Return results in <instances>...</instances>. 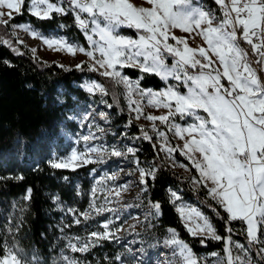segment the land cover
<instances>
[{"label": "snow or ice", "instance_id": "1", "mask_svg": "<svg viewBox=\"0 0 264 264\" xmlns=\"http://www.w3.org/2000/svg\"><path fill=\"white\" fill-rule=\"evenodd\" d=\"M214 3L216 9L205 8L197 0H143L141 5L132 0H68L66 8L63 0L59 3L0 0V26L11 27L13 35L17 28L22 29L33 38L41 39L49 49L88 57V61L76 64V69L83 71L86 67L88 71L110 79L115 86H123L129 108L135 113L134 117L130 116L127 126H131L133 118L151 122L152 131L162 141L159 151L169 158L179 152L190 161L199 174L192 183L205 188L208 196L226 214L225 219L219 211L212 209L224 220L226 235L218 234L215 225L198 209L183 204L177 206L189 235L199 236L201 244L209 239L220 241L223 248L220 252L210 253L211 259L199 257L175 229L169 228L164 246L171 249L175 264H256L250 248L232 239L231 223L237 220L245 225L243 233L247 244L260 245L256 248V256L264 264V239L261 238L264 234V79H261L264 73V0H214ZM69 10L74 13V21L89 48L69 43L66 39L47 37L30 24L11 23L15 15L22 16L25 11L37 19L50 20L53 13L67 15ZM120 27L134 29L136 37L121 35L117 31ZM176 29L188 35L177 37L174 34ZM197 36L203 44L190 47L189 39L195 40ZM0 44L17 55L24 54L9 40H0ZM30 51L33 59H37V49ZM5 63L11 66L8 61ZM127 67L156 75L163 81L171 78L179 83L163 90L144 89L140 87L143 76L132 80L123 74L122 69ZM181 86L185 92L180 91ZM84 87L90 94L97 91L101 95L109 94L104 85L95 81ZM146 107L164 109L166 113H147ZM100 115L107 119L105 113ZM177 115L180 119L191 117L193 122L186 126L175 123ZM156 122L166 125L169 132L183 141V146H172L167 132L160 131ZM139 131L142 137L138 139L153 140L143 125ZM95 138L89 135L82 139L89 143ZM153 148L157 145L153 144ZM92 153L97 154L95 159ZM127 153L134 157L139 183L142 191L147 192L149 179H156L158 167H140L136 150L132 147L127 148ZM110 155L126 158L125 153L115 147ZM102 159L98 148L93 146L85 152L73 150L66 157L52 162L51 167L76 171ZM119 189L109 190L105 201L110 203L108 196L120 197L121 192L127 190V184L120 185ZM169 191L173 198L171 203L175 204L180 197ZM31 192L30 188L26 189V200L31 199ZM92 196L96 198L95 189ZM55 199L58 201L59 197ZM90 209L91 212L79 213L73 223L79 225L80 217L90 219L92 212L113 211L95 205H90ZM160 215V202L149 201L145 219ZM111 223H103V232L89 233L90 239L81 242L79 247L70 241L69 248L83 253L95 247L98 241L118 239L116 233L123 229L118 226L112 231ZM7 231L11 233L12 229ZM62 261L63 264H81L68 256H63ZM0 264H38V259L35 255H22L18 245L3 239L0 240Z\"/></svg>", "mask_w": 264, "mask_h": 264}, {"label": "trees", "instance_id": "2", "mask_svg": "<svg viewBox=\"0 0 264 264\" xmlns=\"http://www.w3.org/2000/svg\"><path fill=\"white\" fill-rule=\"evenodd\" d=\"M203 1L211 9L217 8L214 0ZM25 22L45 35L63 26L64 34L69 39L87 46V40L74 21L72 12L67 15L53 13L52 19L40 20L25 11L22 16L15 15L11 21L13 24ZM124 32L133 37L137 35L133 29H124ZM0 40L11 41L14 47L24 53L17 55L9 47L0 44V240L7 239L9 244L15 243L22 250L36 255L39 264H52L57 259L63 243L58 237L62 213L57 208L55 198L59 197V201L84 211L94 166H83L76 171L56 169L48 161L49 154L52 149L63 147L62 129L76 127L68 119L76 106L94 103L112 105L109 115L116 134L121 136L127 132L135 137L139 145L136 156L140 163L155 165L159 169L156 179H149L144 195L147 200L159 201L161 204L162 215L152 222L155 236L162 238L172 228L197 254L221 251L222 242L209 239L201 244L200 237L189 235L171 203L169 189L182 191L185 199L196 201L222 236L226 232L225 222L220 216L226 219V214L207 196L205 188L202 191L195 190L189 179L169 168L157 155L152 142L138 139L142 133L135 123L127 128L129 115L120 86H115L98 72L88 71L86 67L83 71L76 68L67 70L38 57L34 60L31 51L17 43L11 27L0 26ZM123 72L131 79L143 76L140 84L144 88L158 90L166 85L158 76L141 73L136 68L127 67ZM261 75L264 78V73ZM85 79L104 85L109 94L91 95L80 86ZM176 157L198 178L197 171L188 159L179 152H176ZM29 188L32 190L31 199L26 200V189ZM213 208L219 211L220 216L216 215ZM87 225V221L79 225L71 224L70 230L74 235L83 237ZM240 225L239 221L231 223L234 230L232 238H240L259 261L256 256L258 245L247 244L245 235L238 234ZM9 228L12 229L11 233L7 231ZM111 250L112 245L104 243L87 253L76 255L81 263L98 261L103 264Z\"/></svg>", "mask_w": 264, "mask_h": 264}, {"label": "rangeland", "instance_id": "3", "mask_svg": "<svg viewBox=\"0 0 264 264\" xmlns=\"http://www.w3.org/2000/svg\"><path fill=\"white\" fill-rule=\"evenodd\" d=\"M50 2L59 3L60 0H50ZM132 2L136 5H141L143 3V0H132ZM197 2L205 8H210L203 0H197ZM63 6L66 8L68 7V0H63ZM69 12L72 11L69 10ZM5 19H8V17H5ZM25 24H28V22H25ZM63 28L64 27L62 26L60 30L51 32L48 35L45 34L44 35L50 38L66 39L69 43L81 45L78 42L69 39L64 34ZM124 29H132V28L120 27L119 29H117V31L121 35L133 37L125 33ZM12 33H13V29H12ZM174 34L177 37L188 35L187 33L181 32L179 29L174 30ZM14 37L17 43L18 41H23V43H18V44L24 47L25 49H28L30 51V49L36 48L37 52L35 55L40 60H43L50 64L56 63L59 66L63 65V68L67 70L76 68L75 65L81 63L82 61H88V57H86L81 53H77L75 56H72L67 52H60L54 49H49L48 46L45 45L41 39L33 38L29 33H26L19 28L15 30ZM96 39H98V37H96ZM169 42L172 43L173 41L170 40ZM188 43L190 47H197L198 45L203 44V41L199 36H197L195 40L189 39ZM89 47L90 45L87 42V46L85 48H89ZM168 63L169 64L172 63L171 58H169ZM261 79H264L262 75H261ZM132 80H137V79H132ZM92 81L95 80L85 79L80 84V86L84 90H86L84 85ZM164 82L166 83L165 87L168 85H177L179 83L178 81L171 78H169V80ZM120 87L122 88V96L125 103L126 112L128 113L129 118L130 116L134 117L135 113L131 112L128 105L127 97L123 94L124 93L123 86ZM140 87L144 88L141 86V84ZM165 87L158 90H163ZM144 89L156 90L153 88H144ZM180 91L185 92L186 89L183 86H181ZM91 95L103 96L98 91L95 94H91ZM145 112L154 115H163L166 113V110L164 109L156 110L155 108L152 107H146ZM100 113H105L107 119L102 117ZM68 119L76 127H68L62 129L61 132L64 140L63 147L52 149V152L49 154V159H48L50 164L52 162L58 161L61 158L66 157L73 150L78 152H85L87 148L93 146L98 148L99 154L103 156V159L98 162L85 165V166L93 165L94 170L91 173L89 179L90 188L87 191L88 193L86 199L87 204L84 211H81L79 207L67 205L55 199L57 208L62 213L60 219V225L58 224L59 225L58 237L62 240L63 247L60 249L59 256L52 264H63L62 261L63 256H68L70 258L79 260L76 254L79 253L81 254V252L71 251V249L69 248V242L71 241L72 244H75L77 245V247H79L81 242H86L90 239L89 233L93 231L96 232L105 231L102 225L104 222L107 221L112 222L110 224V228L112 231H115L116 227L118 226L122 227L123 230L116 233V236L119 237L118 239L101 240L96 242L95 247L101 246L104 243H109L112 245V250L110 254L105 256V262L103 264H175V258L171 256V249L166 248L164 246V239L168 236L169 233L167 232L164 237L158 238L155 236L154 230L152 228V222L157 220L161 215L156 217L149 216L147 220L145 219L146 213L149 212V200H147L146 197L144 196L145 192L142 191V186L139 183L140 177H139V172L137 171V166L134 163V157L131 154L127 153L128 147H132L136 150V153L138 152L139 145L138 142L136 141V138L128 135L127 132L123 133V135L121 136H118L116 134L115 130L111 126L109 107L106 106L105 104L80 103L76 106L75 110H73L72 113H70ZM174 122L182 126H186L187 124L193 122V118L185 117L184 119H180V117L177 115L174 118ZM132 123H135L139 128L141 125H143L145 129L149 132V135L153 136V140L151 142L152 144L157 145V148L155 149L157 153H159L158 155L161 157L163 162L169 168L178 172L180 175L184 176L185 178L189 179L192 187L195 190L202 191L203 187L201 185L199 184L194 185L192 183V180L195 176L192 175L189 167L185 168L181 166L186 164L180 161L179 159H177L176 153H174L173 156L169 158L165 156L163 152L159 151V145L162 143V141L152 131L151 122L146 121L143 118H141L140 120H135L133 118ZM156 123L160 131L167 132L168 139L172 146H176V145H180L181 147L183 146V141H181L179 137L174 136L172 132H169L166 125L161 124L160 122H156ZM128 127L129 126H127V128ZM100 129H103V131H100ZM89 135H94L96 138L91 140L89 143H85V141L82 138L84 136H89ZM113 147L123 151L125 153L126 158L111 156L110 151ZM104 149H107L108 151H104ZM91 155L93 156L94 159L97 156L96 153H92ZM139 166L142 168L152 167V165L150 164H141V163ZM112 176H116L117 179L112 180L111 179ZM124 184H127V190L122 191L120 197H116L114 195L108 196V200L110 201V203L105 201L104 197L108 195L109 190L116 189L119 191L120 190L119 186ZM93 189L96 190L95 199H93L92 196ZM171 191L176 192L177 195L180 197V199L177 200L175 204H173L175 206L176 211H177V206L183 204L186 206H191L193 208H196L199 211H201L204 215H206L196 201H194L193 199H189V200L185 199L182 195V191H177L173 189H171ZM172 199L173 198L171 197V200ZM90 205L99 206L101 209L111 208L113 209V211L111 212L102 211L100 214H96L95 212H92L91 218L87 220H84L82 217H80L81 222L82 221L88 222L87 232L85 231L86 234L83 237L76 236L72 233V230H70L72 228V226L70 225L74 224L73 220L77 216H79V213L91 212L92 209H90ZM69 209H71L72 212H70ZM73 212L76 213V216L73 215ZM239 222L241 223V225L238 227V232H239L238 234L240 235V234H244L243 229L245 225L243 222L241 221ZM261 238L264 239V234H262ZM232 239L234 241L243 243L241 239L238 237H233ZM259 246L260 245H258V247ZM92 248L94 247H91L88 251H90ZM87 252H83L82 254ZM215 252H220V251H215ZM250 252L252 259L256 262V264H260L258 259L255 257V255L252 253L251 250ZM194 253L199 257H207L211 259L210 253L212 252L201 253V254H197L196 252ZM22 255L31 257L34 254L22 250ZM118 256L120 257L119 260L117 259ZM81 264H101V263H99L98 261L96 262L88 261L87 263L84 262Z\"/></svg>", "mask_w": 264, "mask_h": 264}]
</instances>
